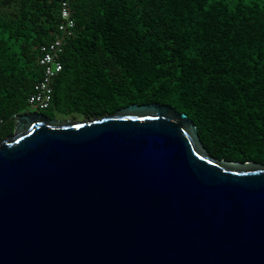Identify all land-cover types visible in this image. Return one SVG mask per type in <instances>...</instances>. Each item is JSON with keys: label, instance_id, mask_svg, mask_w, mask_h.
I'll return each mask as SVG.
<instances>
[{"label": "water", "instance_id": "95a60500", "mask_svg": "<svg viewBox=\"0 0 264 264\" xmlns=\"http://www.w3.org/2000/svg\"><path fill=\"white\" fill-rule=\"evenodd\" d=\"M0 264H264V164L212 156L184 113L16 116Z\"/></svg>", "mask_w": 264, "mask_h": 264}, {"label": "trees", "instance_id": "16d2710c", "mask_svg": "<svg viewBox=\"0 0 264 264\" xmlns=\"http://www.w3.org/2000/svg\"><path fill=\"white\" fill-rule=\"evenodd\" d=\"M63 0H0V142L42 77ZM76 23L47 117L184 113L219 159L264 164V0H67Z\"/></svg>", "mask_w": 264, "mask_h": 264}, {"label": "built area", "instance_id": "2783aa9c", "mask_svg": "<svg viewBox=\"0 0 264 264\" xmlns=\"http://www.w3.org/2000/svg\"><path fill=\"white\" fill-rule=\"evenodd\" d=\"M60 22L56 29L54 40L40 48L38 61L42 68V77L33 86L27 99L29 112H41L50 108L53 102L54 82L63 70L61 61L66 42L74 35L76 23L70 3L63 0L60 3ZM16 118V116H15ZM4 120L0 119V128Z\"/></svg>", "mask_w": 264, "mask_h": 264}, {"label": "rangeland", "instance_id": "374dc122", "mask_svg": "<svg viewBox=\"0 0 264 264\" xmlns=\"http://www.w3.org/2000/svg\"><path fill=\"white\" fill-rule=\"evenodd\" d=\"M40 113H41L42 115H44V116H46L45 114H47V115L50 114V112H49L48 110H43V111H41ZM54 118H56V119H62V118L59 117V116H56V117H54ZM70 119H72V118H70ZM73 120H82V119H73Z\"/></svg>", "mask_w": 264, "mask_h": 264}, {"label": "flooded vegetation", "instance_id": "af4514ba", "mask_svg": "<svg viewBox=\"0 0 264 264\" xmlns=\"http://www.w3.org/2000/svg\"><path fill=\"white\" fill-rule=\"evenodd\" d=\"M47 117V116H46ZM48 118H51V117H48Z\"/></svg>", "mask_w": 264, "mask_h": 264}]
</instances>
